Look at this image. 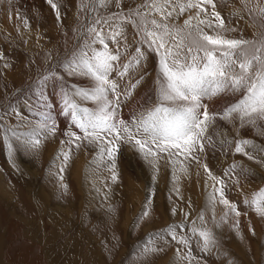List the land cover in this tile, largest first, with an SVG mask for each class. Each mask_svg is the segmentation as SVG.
<instances>
[{
  "label": "rangeland",
  "instance_id": "1",
  "mask_svg": "<svg viewBox=\"0 0 264 264\" xmlns=\"http://www.w3.org/2000/svg\"><path fill=\"white\" fill-rule=\"evenodd\" d=\"M53 2L56 9L49 0H0V125L15 127L20 116L14 113L33 121L39 119L29 105L43 103L41 97L54 105L41 111H51L58 124L55 135L42 137L37 148L21 147L12 138L11 151L0 129V189L5 190L4 195L0 191V264H264V216L258 215L251 203H245L258 198L259 190L264 189V153L253 152L254 159L249 160L243 154H233L234 143L223 147L220 143L222 137L233 141L247 138L258 148L264 147V128L241 127L237 119H217L209 130L215 137L214 147L206 146L198 154L200 164H189L181 156L175 164L159 160L155 170L131 145L121 144L115 158L117 179L113 181L104 166L107 158L102 163L97 146L80 141L79 147L61 144L68 140L65 131L74 128L69 118L59 115L60 82L52 74L61 76L65 72L63 64L73 51L91 39L85 31L91 0ZM214 2L225 27L235 29L221 32L222 36L257 42L264 38V19L258 13L231 15L233 6L241 7L240 0ZM143 3L122 0V9L127 12ZM207 7L211 11V6ZM117 11L120 9L112 4L107 10L99 9V15ZM188 14L177 23L182 25ZM126 34L128 52L134 53L135 30L131 25ZM93 47L102 50V46ZM109 47L115 49L116 45L110 42ZM125 59L127 56L121 63ZM141 74L144 80L119 113L125 120L141 111V104L152 107L147 98L151 96L154 102L158 76L155 53L147 54L133 81ZM127 81L126 76L121 83ZM63 82L70 89L89 87V82L80 77L65 76ZM237 99L239 94L226 93L204 103L210 112L217 113ZM84 106L93 105L89 102ZM62 153L69 154L67 161ZM184 164H188L187 174L178 171ZM204 164L223 185L208 177ZM214 184L222 188L223 197L236 206L239 215L220 203L219 192L214 201L210 200ZM165 211L172 218L165 219ZM171 225H181L176 235L188 238L187 246L178 245L168 235ZM194 225L211 230L215 244L203 250L202 241L190 231ZM145 248L160 250L146 253ZM189 250L190 261L181 259V254Z\"/></svg>",
  "mask_w": 264,
  "mask_h": 264
},
{
  "label": "snow or ice",
  "instance_id": "2",
  "mask_svg": "<svg viewBox=\"0 0 264 264\" xmlns=\"http://www.w3.org/2000/svg\"><path fill=\"white\" fill-rule=\"evenodd\" d=\"M49 3L53 9L57 8L53 0ZM112 4L120 11L110 12L107 16L99 15V9L107 10ZM240 5L239 8L233 6L231 15L248 12L251 16L258 13L264 19V3L260 0H240ZM207 6H211V11ZM88 11L86 27H82L91 39L73 51L67 63L63 64L65 72L61 76L52 74V78L60 82L57 93L59 115L69 118L74 128L65 131L68 140H62L61 144L79 147L77 141H80L97 146L102 163L107 158L104 166L109 168L113 181L117 179L115 158L121 144L131 145L155 170L159 160L167 159L175 164L180 162L181 156L189 164L191 161L200 164L198 154L204 152L206 146L214 147L215 137L209 130L217 119L229 122L237 119L241 127L247 124L257 130L264 128V38L257 42L222 36L221 32L235 29L225 27L214 0H144L143 4L129 8L127 12L122 9V0H91ZM92 12L97 15L91 16ZM185 13L189 14L183 24H178L177 21ZM16 19L20 20L19 13ZM24 24L27 27L26 19ZM128 25L135 30L134 53L128 52ZM210 31L212 34H209ZM110 42L116 45L115 49H110ZM93 45L102 46V50ZM250 47L251 52L248 50ZM84 48L88 50L83 51ZM148 53H155L158 57L154 102L151 96L148 97L147 103L152 107L145 108L141 104V111L133 112L125 120L119 113L133 99L136 88L144 80L141 74L133 81V74L139 71ZM125 56L127 59L121 63ZM65 76L86 79L89 87L70 89L63 82ZM126 76L128 81L122 84ZM226 93L239 94V99L222 112H210L204 101ZM41 100L43 103L38 106L29 105L30 111L35 110L39 119L33 121L21 113H14L20 116L15 127L0 125L9 151L13 148L12 138L21 147L37 148L42 137L55 135L58 124L52 112L41 111L51 110L54 105L45 97ZM89 102L92 107L84 106ZM25 125L34 126L21 131ZM220 143L222 147L234 143L233 154H243L249 160L254 159L253 152L264 153V147L258 148L254 141L247 138L233 141L222 137ZM62 154L67 161L69 154ZM235 167L233 164L232 169ZM203 168L210 179L223 185L207 164ZM178 171L187 174L188 164ZM213 189L210 200L214 201L215 194L219 192L220 203L239 215L236 206L223 197L222 188L217 189L214 184ZM245 203H251L257 214L264 216V189L259 190L258 198ZM143 215L147 216L148 212L144 211ZM184 215L187 218L188 214ZM198 218L203 220V216ZM180 227L169 226L168 235L178 245L187 246L188 238L176 235ZM190 231L202 241L203 250L216 242L213 232L203 225H194ZM158 250L145 248L146 253ZM180 258L190 261V250L181 254Z\"/></svg>",
  "mask_w": 264,
  "mask_h": 264
},
{
  "label": "bare ground",
  "instance_id": "3",
  "mask_svg": "<svg viewBox=\"0 0 264 264\" xmlns=\"http://www.w3.org/2000/svg\"><path fill=\"white\" fill-rule=\"evenodd\" d=\"M0 191L2 192L1 194H3L4 195V193H5V190H4V188L3 189H0ZM163 204V203H162ZM163 205H165V204H163ZM166 206V205H165ZM165 206H164V208H165ZM167 208H168V206H167ZM164 215H165V219H169L170 217H171V214H170V212H168V211H165L164 212ZM172 218V217H171ZM128 218H127V216L126 217H124V220H123V223H126V220H127ZM123 226V225H122ZM124 227V226H123ZM59 248V247H58ZM70 248V247H69ZM90 249V248H89ZM67 252V251H66ZM95 253V252H94ZM93 253V254H94ZM57 254H59V253H57ZM88 254V253H87ZM96 254V253H95ZM66 255V254H65ZM59 256V255H58ZM67 256V255H66ZM64 258H66V257H64ZM63 260V259H62ZM59 262V261H58ZM91 263H92V261H90ZM94 262H95V260H94ZM68 263V262H67ZM64 264V263H63ZM104 264V263H103Z\"/></svg>",
  "mask_w": 264,
  "mask_h": 264
}]
</instances>
